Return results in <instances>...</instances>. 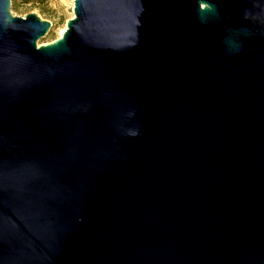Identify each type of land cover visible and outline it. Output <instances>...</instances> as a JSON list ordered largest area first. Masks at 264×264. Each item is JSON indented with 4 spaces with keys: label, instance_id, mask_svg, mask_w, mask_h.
<instances>
[{
    "label": "water",
    "instance_id": "95a60500",
    "mask_svg": "<svg viewBox=\"0 0 264 264\" xmlns=\"http://www.w3.org/2000/svg\"><path fill=\"white\" fill-rule=\"evenodd\" d=\"M0 0V264H264V0Z\"/></svg>",
    "mask_w": 264,
    "mask_h": 264
},
{
    "label": "rangeland",
    "instance_id": "374dc122",
    "mask_svg": "<svg viewBox=\"0 0 264 264\" xmlns=\"http://www.w3.org/2000/svg\"><path fill=\"white\" fill-rule=\"evenodd\" d=\"M10 8L12 16L36 14L40 19L51 23L48 33L39 40V44L59 38L66 28V22L73 17V0H10Z\"/></svg>",
    "mask_w": 264,
    "mask_h": 264
},
{
    "label": "bare ground",
    "instance_id": "6f19581e",
    "mask_svg": "<svg viewBox=\"0 0 264 264\" xmlns=\"http://www.w3.org/2000/svg\"><path fill=\"white\" fill-rule=\"evenodd\" d=\"M65 29H66V28H64V29L62 30V32H61V34H60V36L63 34V32L65 31Z\"/></svg>",
    "mask_w": 264,
    "mask_h": 264
}]
</instances>
